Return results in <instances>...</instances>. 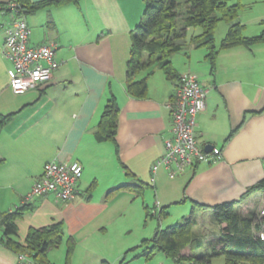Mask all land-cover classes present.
<instances>
[{"label":"crops","instance_id":"0c3cea01","mask_svg":"<svg viewBox=\"0 0 264 264\" xmlns=\"http://www.w3.org/2000/svg\"><path fill=\"white\" fill-rule=\"evenodd\" d=\"M10 1L0 0V118H6L0 127V217L24 204L46 163L82 166L75 197L68 202L52 195L34 199L30 210L17 219L15 241L23 244L29 231L60 223L64 240L47 259L74 264L73 255L66 261L67 239H73L74 250L82 243L91 250L138 197L146 217L156 219L155 208L160 219L179 207V220L192 217L198 222L209 217L212 207L237 202L242 217L261 220L264 191H247L264 180V49L256 45L221 50L211 64L207 49L188 45L170 58L178 76L194 73L207 89L194 132L203 149H212L209 162L176 176L160 168L152 182L151 168L172 137L167 105L178 79L168 80L157 70L148 79L144 99L126 92L130 34L140 21L143 0H77L21 16L8 7ZM19 19L31 30L28 45L55 44L59 62L48 83L24 94L12 92V64L2 56L5 29ZM112 97L119 108L115 142L100 143L95 138L98 123ZM213 149L220 152L215 162ZM146 197L153 202V214L148 213ZM159 230L163 229L158 227L151 240L136 241L133 248L152 243ZM4 240L0 228V264H17L18 255ZM101 258L100 264H109Z\"/></svg>","mask_w":264,"mask_h":264},{"label":"trees","instance_id":"16d2710c","mask_svg":"<svg viewBox=\"0 0 264 264\" xmlns=\"http://www.w3.org/2000/svg\"><path fill=\"white\" fill-rule=\"evenodd\" d=\"M77 0H46L31 4L28 0H11L17 7L12 10L17 16L50 5H64ZM143 0L144 10L138 25L130 34L129 56L126 68V92L134 99H144L147 95L148 79L155 71L163 72L168 80L179 79L171 65L170 58L188 45L205 48L207 59L213 64L221 50L234 47L250 49L264 43V33L247 37L245 27L236 22L242 4L239 0ZM219 22L230 24L219 47L215 46V30ZM200 28L201 33L190 37L188 30ZM142 74V77H139ZM118 103L110 98L103 109L97 127L96 141L115 142L118 124ZM6 118H0V127ZM137 188V187H135ZM140 188V187H139ZM141 189V188H140ZM264 191V180L251 187ZM24 203L12 213L0 217V228L5 236V246L25 254L33 264H52L47 259L50 250L57 249L64 240L62 225L33 229L27 234L23 244L13 239L17 233L16 222L30 210ZM202 208V207H201ZM213 221L218 225L220 234L213 251L204 255H187L203 246L200 238L194 235L197 222L192 217L182 218L175 225L159 230L152 240V246L145 252L149 260L154 253L162 252L176 264H212L213 257H222L224 264H264V242L258 238L262 231L264 216L261 220L242 217L237 210V202L224 203L211 208ZM160 214V217H163ZM75 247L72 238L67 239L66 261ZM101 264H107L102 262Z\"/></svg>","mask_w":264,"mask_h":264},{"label":"built area","instance_id":"2783aa9c","mask_svg":"<svg viewBox=\"0 0 264 264\" xmlns=\"http://www.w3.org/2000/svg\"><path fill=\"white\" fill-rule=\"evenodd\" d=\"M8 7L14 10L17 5L10 2ZM30 34L31 30L23 19L10 22L5 29L2 56L12 64L10 88L14 94L38 89L51 80L53 72L59 67L55 44L30 47ZM206 95L207 89L201 86L196 74L190 72L179 77L173 98L167 105L172 119V137L164 142V152L151 168L152 182L160 168L167 170L170 176H176L197 163L209 162V154L204 152L194 132L196 116L205 109ZM211 154L214 162L219 160L218 150L213 149ZM81 175L82 166L77 162H48L23 202L30 203L50 195L62 201H71ZM260 216H264V208ZM258 238L264 242V228L258 233ZM26 262L33 264L27 255H18L17 264Z\"/></svg>","mask_w":264,"mask_h":264},{"label":"rangeland","instance_id":"374dc122","mask_svg":"<svg viewBox=\"0 0 264 264\" xmlns=\"http://www.w3.org/2000/svg\"><path fill=\"white\" fill-rule=\"evenodd\" d=\"M235 0H231L230 3H234ZM242 4V9L239 12L236 22H240L244 25V35L247 37H253L264 33V0H239ZM144 10V8H143ZM143 13V11H142ZM142 15H140L141 18ZM139 18V19H140ZM227 23L219 22L215 30V46L219 47L221 40L225 37L226 31L228 29ZM201 33L200 28H190L188 30V39L193 35H198ZM259 48L264 49V43L259 44ZM145 204L148 205V213L153 214L156 210V215L159 218V211L157 208L153 211V202L149 203L147 197L144 200ZM180 208L174 207L172 209L171 215L166 218H152L146 217L144 209L141 207V197L135 200L131 206H127L123 211L119 213L117 218H115L110 224L107 232L102 234L99 238L98 243H93L89 249H85V243H82V248L72 251L70 258L73 255L72 262L74 264H100L101 259H105L109 264H176L171 258L167 257L162 252H156L149 259L146 260L144 253L149 251L152 246L148 245L134 249V243L136 241L140 244L143 239L151 240L155 235L158 227L165 229L169 225H174L179 223L176 214L179 213ZM176 213V214H175ZM198 215V214H197ZM177 216V220H176ZM160 220V221H158ZM173 223V224H172ZM213 221L212 213L209 217L204 215V217L199 218L197 226L193 229L194 235L203 243L202 248L192 250V254L196 256L204 255L206 253H211L213 251L215 241L214 238L219 237L220 231ZM85 244V245H84ZM151 245V246H150ZM130 249H134L131 250ZM75 251V253H74ZM143 254L142 257L137 258V255ZM212 264H224L222 257H213Z\"/></svg>","mask_w":264,"mask_h":264},{"label":"water","instance_id":"95a60500","mask_svg":"<svg viewBox=\"0 0 264 264\" xmlns=\"http://www.w3.org/2000/svg\"><path fill=\"white\" fill-rule=\"evenodd\" d=\"M211 149H212V148H211L210 146H205V147H204V152H205V153H209V152L211 151Z\"/></svg>","mask_w":264,"mask_h":264}]
</instances>
